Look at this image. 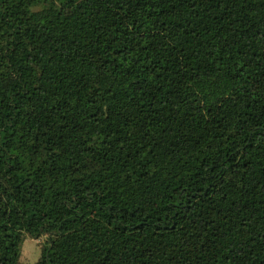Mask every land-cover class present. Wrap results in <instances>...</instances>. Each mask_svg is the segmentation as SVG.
I'll return each mask as SVG.
<instances>
[{"label": "trees", "instance_id": "trees-1", "mask_svg": "<svg viewBox=\"0 0 264 264\" xmlns=\"http://www.w3.org/2000/svg\"><path fill=\"white\" fill-rule=\"evenodd\" d=\"M264 264V0H0V264Z\"/></svg>", "mask_w": 264, "mask_h": 264}, {"label": "rangeland", "instance_id": "rangeland-1", "mask_svg": "<svg viewBox=\"0 0 264 264\" xmlns=\"http://www.w3.org/2000/svg\"><path fill=\"white\" fill-rule=\"evenodd\" d=\"M43 242L44 238H41L40 240H33L29 237H26L21 247L19 263L34 264L37 262L40 258Z\"/></svg>", "mask_w": 264, "mask_h": 264}]
</instances>
